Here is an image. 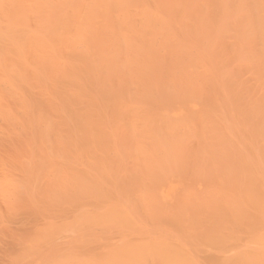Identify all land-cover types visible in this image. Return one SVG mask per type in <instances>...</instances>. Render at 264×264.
<instances>
[{
    "label": "bare ground",
    "instance_id": "1",
    "mask_svg": "<svg viewBox=\"0 0 264 264\" xmlns=\"http://www.w3.org/2000/svg\"><path fill=\"white\" fill-rule=\"evenodd\" d=\"M0 264H264V0H0Z\"/></svg>",
    "mask_w": 264,
    "mask_h": 264
}]
</instances>
